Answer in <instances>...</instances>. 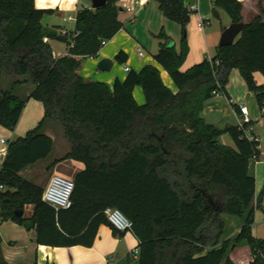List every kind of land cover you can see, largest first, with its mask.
Here are the masks:
<instances>
[{"label": "trees", "instance_id": "obj_1", "mask_svg": "<svg viewBox=\"0 0 264 264\" xmlns=\"http://www.w3.org/2000/svg\"><path fill=\"white\" fill-rule=\"evenodd\" d=\"M34 1L0 0V80L14 77L8 90L0 89V126L14 131L28 100L41 103L44 110L36 128L8 143L0 168V223L33 230L37 245L90 248L98 228L109 226L104 211L117 209L138 242L137 260L130 256L124 264H233L229 254L242 241L250 249L249 264H264V240L253 234L264 190L256 195L255 180L248 174L249 161L260 156L258 141L249 140L237 126L219 130L201 117L212 93L224 94L232 70L264 110V84L254 77L258 73L264 79L261 4L259 15L245 24L241 2L213 0V17L224 11L231 24L242 25L241 33L233 45L218 46L210 60L181 71L191 13L184 0H152L164 18L181 28L179 51L168 47L161 32L158 38L165 42L154 56L174 93L153 65L129 71L112 89L79 75L82 61L96 58L103 43L121 30L118 0H107L101 9L79 10L74 37L44 26L42 20L52 11L36 9ZM50 41L64 43L66 54L56 57ZM114 60L123 65L127 55L120 51ZM22 86L31 88L25 97L15 93ZM136 87L142 90L143 105L134 100ZM46 121L62 128L70 147L50 168L64 160L84 165L71 179L74 189L66 210L43 202V188L20 175L52 152L53 142L42 131ZM223 135L230 137L233 148L219 142ZM29 206V217L15 215ZM221 214L242 223L237 235L223 242ZM111 230L122 237L123 232ZM0 264H8L1 249Z\"/></svg>", "mask_w": 264, "mask_h": 264}, {"label": "crops", "instance_id": "obj_2", "mask_svg": "<svg viewBox=\"0 0 264 264\" xmlns=\"http://www.w3.org/2000/svg\"><path fill=\"white\" fill-rule=\"evenodd\" d=\"M131 1L133 0H126L125 2L118 0V20L122 24L121 30L112 40L103 46L96 58H88L82 61L79 75L85 81L104 83L112 89L116 80L122 82L126 78L127 72L124 71V68L127 67L130 71L138 72L145 65H153L159 70L163 84L175 93L176 89L170 77L156 64L154 56L159 51L160 45L165 42L158 38L161 32L164 33L167 39V45L171 43L175 50L179 51L180 30L174 26L176 24L164 18L158 9L157 3L154 1L139 0L141 5L133 6L132 11H127L123 6L130 7ZM184 1L187 7L197 5L196 15L193 18V25L196 24L197 28H191L188 32V55L181 67V71H186L204 60L213 58L216 55V49L219 44L217 40L220 38V34L231 24L230 21L229 24L221 25L219 32L216 33V37L211 36L209 39L205 33V28L200 30L198 23L207 21V26H210L209 16L212 14L213 0ZM238 1L242 4L241 15L242 21L245 24L259 15V3L264 8V0ZM34 3L35 8L38 10L52 11V15L48 16L49 22L47 27L49 29L68 30L62 26L63 23H67L66 25L70 27L69 32L74 30L75 21L69 23L67 22V18L71 17L75 19L79 10L83 8L91 9V0H35ZM219 16L218 12V19L220 18ZM49 44L56 57L66 54V45L64 43L50 41ZM138 50L142 52V57L138 56ZM120 51L127 55V62L123 65L118 64L114 60ZM102 59L112 62V68L109 72H101L98 69V62ZM231 75L224 94L208 100L204 104L201 117L206 124L212 125L219 130L225 127H234L237 126L238 119L240 118L238 107H246V102L250 103L252 110L249 109L248 112L252 121L253 136L258 140L260 157L257 161L253 159L249 161L248 174L255 180L257 195L259 186L262 185V190H264V168H261V166H264V139L262 138L263 135L259 136L260 132H264V110L262 112L259 110L254 94L247 90L240 75L237 76L240 78L236 76L232 78ZM254 77L258 85L264 84V79L260 74L257 73ZM13 81L14 77L2 76L0 89L3 91L8 90ZM30 90L29 86H22L15 89V93L18 96L25 97ZM133 97L138 105L144 104V96L139 87L134 89ZM253 103H255L259 114L253 109ZM43 115L44 110L41 103L28 100L14 131L11 132L0 126V168L8 143L16 138L24 137L27 132L36 128L42 120ZM42 131L53 142V149L50 154L54 153L56 140L58 141V157L54 161L60 160L69 153L70 147L63 137L62 128L56 122L46 121ZM1 140L5 143L1 144ZM219 142L222 145L234 147L228 135L221 136ZM83 169L84 165L80 162L64 160L55 165L51 169V172L52 175L63 176L71 180ZM20 175H22V172ZM27 209L29 210L28 214H26ZM31 210L32 207H27L23 216L29 217ZM224 217L220 215V219L224 224L220 242L234 238L242 225V223L233 222L231 232L225 235V224L232 221V218ZM253 234L256 238L263 239L264 235H258L254 230ZM0 241L2 256L8 264H124L125 260L131 256L132 251L137 249L138 245L136 238L130 231L123 232L122 237L117 238L112 234L109 226L102 225L98 228L96 238L90 248L82 246L68 248L41 246L36 244V236L33 230L26 231L23 227L10 221L0 225ZM229 259L233 264H249L252 261V257L247 243L244 241L238 243L235 249L230 252Z\"/></svg>", "mask_w": 264, "mask_h": 264}, {"label": "built area", "instance_id": "obj_3", "mask_svg": "<svg viewBox=\"0 0 264 264\" xmlns=\"http://www.w3.org/2000/svg\"><path fill=\"white\" fill-rule=\"evenodd\" d=\"M121 2H125L126 0H120ZM141 5V2L138 0L131 1V6H123L127 11H132L133 6ZM188 11L190 13H196L197 11V5H193L188 7ZM75 19L68 17L67 22L71 23L74 22ZM207 21H201L198 23V28L201 30L205 26H207ZM72 31L69 32L65 29H60L58 31V34L62 37H69V36H75L71 35ZM106 43H103V46H105ZM73 43L70 41L68 48H72ZM142 52L138 50V56L142 57ZM125 72H129V68H124ZM214 97H218L222 95L221 91H214L213 93ZM238 112L240 115V118L237 122V127L239 130L243 131L245 136L249 138V140H255L258 141L256 137L253 136V130H252V121L248 112L247 107L245 106H239ZM5 142L1 140V144H4ZM264 156V153H263ZM260 157V156H259ZM253 160H258V158H253ZM74 189V184L72 180L66 179L64 177L58 176V175H52L43 194H42V200L49 206L53 207L54 209H69L71 207V195ZM4 188L0 186V191H3ZM104 216L109 224V226L118 231V232H127L131 228V224L128 221V219L117 209H106L104 211ZM131 256L133 260H137L138 257V249H135L132 251Z\"/></svg>", "mask_w": 264, "mask_h": 264}, {"label": "rangeland", "instance_id": "obj_4", "mask_svg": "<svg viewBox=\"0 0 264 264\" xmlns=\"http://www.w3.org/2000/svg\"><path fill=\"white\" fill-rule=\"evenodd\" d=\"M87 1H89V0H87ZM218 12L220 14V16H219L220 18L216 19L213 17L212 14H210V16H209L210 26L204 27L205 33L209 37V39L211 36L216 37V33L219 32L221 25H226V24H229V22H230L229 17L227 16V14L224 11L218 10ZM195 15H196V13L190 14V21H189L187 28H186L187 35H188V32L191 28H194V29H195V27L197 28L196 24L193 25V23H194L193 18ZM71 16L73 17V15H71ZM66 24L63 23L62 26H64L66 29L69 30L70 27ZM173 24H175V23H173ZM174 26H176V28H178L180 30V33H181V28L177 24ZM220 36H221V34H220ZM219 39L220 38H218L217 43H219ZM231 73H232V75H231ZM231 73H230V75L232 76V78H234L235 76L236 77L239 76V73L237 70H232ZM237 78H240V77H237ZM232 82L234 83L233 79H232ZM234 87H235V84H234ZM253 104H254L253 109L256 110L257 114H259L258 109L255 107L256 106L255 103H253ZM246 107L249 110V109H251L252 106L250 105V103L246 102ZM262 133H264V132H260L259 136L261 137V135H263L262 138L264 139V134H262ZM55 146H56V149H55L54 153L50 154L46 159L41 160V161L37 162L35 165L28 167L24 171H22L21 176L24 179L31 181V182L35 183L36 185L42 187L43 190H45V188H46V186H47V184H48V182L52 176V172H51L52 168H50V165L54 162V159H56V157H58L57 156V152H58L57 150H58L59 145H58L57 140H56ZM261 168H264V166H261ZM258 189L259 190H258L257 195L260 196V194L262 192V185L259 186ZM28 211L29 210L27 209L26 214H28ZM221 216H225L224 218H232L231 219L232 221L226 222V224H225V235H228L231 232L233 222H238L239 224L241 223V220L238 217L230 216V215H226V214H221ZM1 224L2 223H0V225ZM253 229H254L256 234L264 235V195L260 196L259 206L255 210V223H254ZM260 239L264 240V236H263V239L262 238H260Z\"/></svg>", "mask_w": 264, "mask_h": 264}, {"label": "water", "instance_id": "obj_5", "mask_svg": "<svg viewBox=\"0 0 264 264\" xmlns=\"http://www.w3.org/2000/svg\"><path fill=\"white\" fill-rule=\"evenodd\" d=\"M107 0H91V9L97 10L106 6ZM49 22V17H45L42 20V24L47 26ZM242 30L241 24H230L227 28L223 30L219 39V47H228L233 45L236 38L239 36ZM168 47H172V44L169 43ZM98 69L101 72H109L112 68V62L107 59H102L98 62ZM17 217L23 216V211L16 212Z\"/></svg>", "mask_w": 264, "mask_h": 264}]
</instances>
